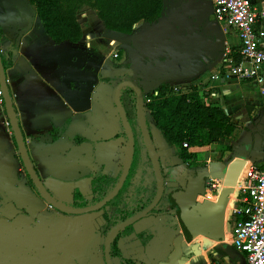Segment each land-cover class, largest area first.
<instances>
[{
  "label": "crops",
  "instance_id": "1",
  "mask_svg": "<svg viewBox=\"0 0 264 264\" xmlns=\"http://www.w3.org/2000/svg\"><path fill=\"white\" fill-rule=\"evenodd\" d=\"M163 3L161 21L142 30L136 26L135 38L108 33L100 22L86 18L83 23L78 19L82 40L56 45L31 0H0V56L1 60L12 56L11 66L4 70L11 103L38 177L64 205L78 209L74 207L75 196L90 197L94 179L106 177L104 191H108L123 172L128 146L113 110L114 88L110 85L119 80L136 79L144 99L166 82L184 94L195 87L203 94L204 103L220 106L234 122H259L261 130L241 134L244 144L240 139L221 140L218 146L231 147L232 152L215 162H230L234 149L242 148L251 154L247 165H264V159L257 155L264 153V84L240 79L224 61L226 56L232 60L236 54L241 56L237 32L216 21L210 0ZM253 3L264 10V0ZM256 27L264 31V19ZM160 58L163 64H159ZM170 58L173 60L168 63ZM137 74L146 79H137ZM262 76L264 80V68ZM152 132L157 146L173 157V175L183 185L191 176L210 170L212 165L200 172L180 165L176 150L154 125ZM211 147L189 152L198 155ZM204 160L209 158L205 156ZM216 193L207 200L214 202ZM123 197L90 214L49 211L30 184L6 106H0V264H106L107 228L109 221L116 219L107 217ZM151 198L144 196L138 203L142 205ZM230 202L223 212L227 228ZM188 219L200 223L194 213ZM230 220L234 225L232 216ZM166 222L164 216L141 220L134 226L139 230L138 237L134 236V227L122 231L118 240L121 254L139 264H153L158 254L165 256L174 236ZM147 229L153 236L149 241L142 237ZM211 242L218 244L207 241ZM183 252L181 264L194 261L188 258L191 251L186 240Z\"/></svg>",
  "mask_w": 264,
  "mask_h": 264
},
{
  "label": "trees",
  "instance_id": "2",
  "mask_svg": "<svg viewBox=\"0 0 264 264\" xmlns=\"http://www.w3.org/2000/svg\"><path fill=\"white\" fill-rule=\"evenodd\" d=\"M31 3L35 6L46 33L56 45L64 42L78 43L82 40L84 34L78 17L91 8L97 10L108 33H117L128 37L134 35L135 25L142 21L155 24L161 19L164 12L163 0H31ZM144 61L149 64L148 58L144 57ZM158 61L165 62L161 58ZM233 62L239 64L241 56L236 54ZM11 63V55L2 59L4 70H7ZM138 77L143 76L138 75ZM110 81L104 80L108 84ZM120 97L131 127L136 124L140 130L136 92L131 88H124L120 92ZM203 98V94L197 92L195 87L191 92L183 94L167 82L160 84L155 91L147 94L144 114L147 111L150 112L155 127L170 147L178 148L181 159L197 158V155L190 153L183 147V144L188 143L191 147H210L223 139L233 138L239 128L232 117L220 106L207 105ZM120 122L122 124L121 119ZM124 136L128 140L125 129ZM220 149L221 152L231 151V147L220 146ZM105 197L107 196L94 198L90 204L99 203ZM155 197L152 196L147 203L142 205L138 203V208L135 211L118 218L112 223L109 230L111 231L117 225L145 210L154 202ZM139 201L142 202V200ZM87 205L89 204L83 203L81 207ZM178 218L184 227L186 236H188L189 230L185 229L180 215ZM229 223L231 226L233 225L231 220ZM142 237L147 241L153 238L149 229L142 232ZM118 238L119 235L115 237L111 247L114 257L119 258L120 264H137L132 259L121 255L117 247ZM216 238L223 240L220 237Z\"/></svg>",
  "mask_w": 264,
  "mask_h": 264
},
{
  "label": "water",
  "instance_id": "3",
  "mask_svg": "<svg viewBox=\"0 0 264 264\" xmlns=\"http://www.w3.org/2000/svg\"><path fill=\"white\" fill-rule=\"evenodd\" d=\"M161 19L158 21L160 22ZM113 34V33H112ZM117 34V33H114ZM119 36H124L117 34ZM125 37V38H124ZM124 39L129 38L128 36H124ZM131 38H135V36H131ZM181 48H179L178 45V56H176V59L179 61L180 56H181ZM172 58L168 61V63L171 61ZM159 62V61H158ZM159 64H163L160 63ZM159 66V65H158ZM166 67V66H165ZM150 69V66H149ZM151 73V70L149 72V75ZM138 79H146V77H137ZM136 79H134L133 82H123L121 83L114 92V102L117 108V111L121 117V120L123 122L124 128L127 131V134L129 136V154H128V159L126 163V167L124 170V173L122 175V178L115 188V190L112 192L110 196L105 198L103 201H101L99 204L95 205L94 207L87 208V209H71L67 206L62 205L59 203L57 200L52 198L44 185L42 184L41 180L36 174V171L32 165V162L30 161V158L28 156V152L25 146V142L20 130V126L18 124L16 114L14 112L11 99H10V94H9V89L7 85V79H6V74L3 68L1 56H0V81L2 83V88L4 92V100H5V106L6 110L8 113V117L12 126V129L15 134L16 141L18 143L19 151L23 160V163L28 171V174L34 183L35 187L37 190L40 192L41 196L52 206L55 208L69 214H86L90 213L93 211H96L98 209H101L103 206H105L107 203L112 201L116 195L120 192L122 186L124 185L129 169L131 167V163L133 160L134 156V148H135V142H134V137L133 133L130 127V124L128 122L127 116L125 114L123 105L120 100V92L124 88H131L133 89L138 97V118H139V123L141 127V131L143 134V138L147 147V150L149 152L150 158L154 164L155 170H156V176H157V182H158V196L156 197L155 201L148 207L146 208L143 212H141L139 215L136 217L132 218L131 220L117 226L114 228L108 235L107 241H106V246H105V257H106V263L107 264H118L116 260L111 259L110 255V247H111V240L114 236H116L118 233L122 232L125 230L128 226H135L137 222L142 220L144 217H146L149 213H151L153 210L156 209L158 204L160 203L162 199V192H163V181H162V175L159 167V160L158 157L156 156L153 148V144L147 129V125L145 122V117H144V95L142 89L139 88L137 83L135 82ZM103 100V99H101ZM235 150V156L234 159L231 160L230 162H226L225 164H212L210 167V170L206 172H202L197 174L196 176L190 177L188 180V185L184 189H179L178 191L174 192L172 196L170 197V203L176 208H178L179 215L184 222L185 229L189 230V240H192L193 237L197 236L198 234H202L203 238L205 241L212 240L218 243H222L223 240L225 239V235L223 234V231H220L221 234H219V230L216 227V224L218 220L223 218V212L224 209L227 205L228 202H230V196L229 194H234L235 189L239 183L238 177L242 175V177L245 174L246 171V166L248 163V160L251 158L250 153H243V149L241 148L240 150L234 149ZM224 181L223 182V188L221 191V195L218 198L217 202H211L206 199H204L201 202L198 201V195H206L207 189L211 186L212 181ZM179 186L178 183H174L172 185H169L168 187H173L177 188ZM235 207V202H230V208ZM190 213H194L197 219L199 220V224H194L189 221L188 215ZM232 216V212L230 211L228 213V228L231 230V225L229 223V220ZM154 219L155 217H151ZM155 220V219H154ZM134 229V236L138 237L139 230L137 228ZM216 237H220L223 240H220ZM172 246L170 250L168 249L166 252L165 256H160L159 254L157 255V259L153 264H181V259L183 257V241L184 237L182 235H179L175 237L172 240ZM142 245L144 246L143 242ZM188 255H191V252H189ZM204 264H208L207 261H204Z\"/></svg>",
  "mask_w": 264,
  "mask_h": 264
},
{
  "label": "built area",
  "instance_id": "4",
  "mask_svg": "<svg viewBox=\"0 0 264 264\" xmlns=\"http://www.w3.org/2000/svg\"><path fill=\"white\" fill-rule=\"evenodd\" d=\"M210 1L216 21L227 30H235L240 40L241 62L235 64L226 56L224 61L228 68L240 79L253 80L263 86L264 31L256 26L264 19V10L256 7L253 0ZM4 104L0 81V106ZM183 147L188 151L203 148L191 147L188 143ZM246 168L232 196L235 202V207L230 208L234 218L232 244L245 255L247 264H264V165L248 164ZM220 189L217 181H212L204 199L212 200Z\"/></svg>",
  "mask_w": 264,
  "mask_h": 264
},
{
  "label": "flooded vegetation",
  "instance_id": "5",
  "mask_svg": "<svg viewBox=\"0 0 264 264\" xmlns=\"http://www.w3.org/2000/svg\"><path fill=\"white\" fill-rule=\"evenodd\" d=\"M133 81L134 80H132V79H130V81L119 80V81H116L114 85H112V82L110 81L111 82L110 85L114 88V92H115V89L121 83H123V82H133ZM103 82H104V80H103ZM104 83H106V82H104ZM106 84H108V83H106ZM115 86H116V88H115ZM113 97H114V95L112 96L113 110L116 113V115L118 117V120L120 122L121 117H120V115H119V113L117 111V108H116V105H115V102H114V98ZM120 100H121V97H120ZM146 100H147V97H146V99H144V108L146 106V104H145V101ZM121 103H122V100H121ZM122 105H123V103H122ZM4 106H5V104H4ZM123 108H124V106H123ZM124 111H125V109H124ZM125 114H126V111H125ZM119 117H120V119H119ZM144 117H145V122H146V125H147V129H148V132H149V135H150L152 144H153L154 152H155V154H156V156L158 157V160H159V167H160V171H161V175H162V181H163V192H162V199H161L160 203L158 204V206L156 207V209L153 210L151 213H149L142 220L149 219L151 217H155L154 219H157L159 216H164L167 219L166 224H167V227L169 229V232L172 235H174L173 236V239L175 237L179 236V235H182L184 237V241L185 240L187 241V240H189V237L186 236L184 227L179 222V218H178V215H179V211L180 210L178 208H176V206L170 204V197H168V196H172V194H174V192L178 191L179 189H184L185 187H187L188 181L185 183V185H183V183H181L180 181H177L176 180V178L173 175V171L176 168V166H174V164H173V157L170 154H168L167 152H165L166 149L165 150L162 149L164 147L157 146V141L158 140H156V138L154 137L153 132H152V125L155 126V124H154V121H153V119L151 117L150 112L147 111L146 114H144ZM138 120H139V118H138ZM128 122H129V120H128ZM120 124H121V122H120ZM122 124H123V122H122ZM122 124H121V126H122ZM129 124H130V122H129ZM139 125H140V123H139ZM123 127H124V125L122 126V129H123V137H124V139H125V141L127 143V146H128V154H129V136L127 134L128 140H126V138L124 136V129L125 128H123ZM130 127H131V125H130ZM131 130H132L133 137H134L135 148H134L133 160H132V163H131V167L129 169V173H128L127 179H126L124 185L122 186L120 192L116 195V197L112 201H110L109 203H107L101 209H98L96 211H93V212L101 211L102 209H104L107 206L111 205L114 201H116L117 199H119L121 196H124L123 199L121 200V203L118 204L115 207L112 215L111 216L109 215L107 217L108 220H110L111 218L115 217L116 218L115 221H116L121 216L126 215V214H129V213L135 211L138 208L137 205H138L139 200L143 199L144 196H156V197L158 196V182H157L156 170H155L154 164H153V162H152V160L150 158L149 152L147 150V147H146V144H145V141H144V138H143V134H142V131H141V127H140V130H139L138 127L136 126V124H134L131 127ZM125 132L127 133L126 129H125ZM77 139L81 140L80 138H77ZM79 140H77V141H79ZM172 148H174L176 150L177 157L180 160V165H186V167H188V168H193V166L191 165V161L189 159H181L180 158L178 148H176V147H172ZM243 153H247V151L243 149ZM127 159H128V156H127ZM125 167H126V164H125ZM125 167L123 169V172H122L119 180L108 191H104V188L106 187L107 182H108V179L106 177L104 178L102 176H99L96 179H94L93 182H92V193H91L90 197L75 196L74 207H78V210L79 209L91 208V207H94L95 205L99 204L101 201L104 200L103 199L99 203H96V204H90V202L94 198L101 197V196H107V197L110 196L112 194V192L115 190V188L117 187V185L119 184V182H120V180L122 178V175L124 173ZM24 170H25V172H26V174H27V176H28V178L30 180V184L33 186V188L41 196L40 192L37 190V188L35 187L34 183L32 182V180H31V178H30V176L28 174V171H27L25 165H24ZM196 175L197 174H195L193 176H196ZM193 176H191V177H193ZM223 182H222L221 189L218 192V195L215 197V201L214 202H217L219 196L221 195V191H222V188H223ZM174 183H178L179 186L177 188L168 187L169 185H172ZM207 195H208L207 193H206L205 196L204 195H198L199 197H198V201L197 202L203 201L204 198H206ZM50 196L52 198H54L51 194H50ZM107 197H105V198H107ZM156 197H155V199H156ZM41 198L47 203L48 210L49 211H54V210L56 211L57 210V211L63 212V211L55 208L51 204H49L42 196H41ZM164 202H166L165 203V206L163 207V209H161L160 207H162V205H163ZM59 203H61V202H59ZM83 203H88L89 205H87L86 207H81V205ZM62 205H64V204H62ZM64 206H67V205H64ZM67 207H69V206H67ZM69 208H71V207H69ZM71 209H75V208H71ZM157 209H160V210H157ZM93 212H90V213H93ZM90 213H86V214H90ZM156 213H158V214H156ZM67 214H69V213H67ZM139 214H137V215H139ZM136 216H134V217H136ZM131 219L132 218H130L129 220H131ZM129 220H127V221H129ZM115 221H112V222L109 221V226L107 228V237H108L109 233L114 228H116L117 226H119V225L127 222V221H125V222L117 225L116 227H114L110 231L109 228L111 227L112 223L115 222ZM131 228H133V226H128L123 231L130 230ZM120 233L117 234V235H119V237H120ZM116 236H114L112 238V240H111V247H112V244H113L114 239H115ZM118 240H119V238H118ZM106 241H107V239H106ZM184 241L182 243H184ZM194 243L191 244L192 245L191 246V255L193 257H191V255H188L189 260L192 259V258H196L198 264H204V261H207L208 264H212V262L213 263H217L218 262V260L220 258V255H219L218 252H216V250L212 249L209 252V254H208L207 258H206L202 254L201 249H199L198 247L196 248V244H194ZM111 247H110L111 259L112 260H116L117 259L118 261L117 260L116 261L118 262V264H120L119 258L118 257H114V255L112 253V248ZM117 247H118V241H117ZM171 248H173V246ZM182 249H183V247H182ZM183 256H184V253H183ZM127 258H129V257H127ZM133 261H135L137 264H139V262L137 260H133Z\"/></svg>",
  "mask_w": 264,
  "mask_h": 264
},
{
  "label": "rangeland",
  "instance_id": "6",
  "mask_svg": "<svg viewBox=\"0 0 264 264\" xmlns=\"http://www.w3.org/2000/svg\"><path fill=\"white\" fill-rule=\"evenodd\" d=\"M87 13H89V15H87ZM86 18H92L93 20H96V22H100V24L103 25L101 19L99 18L98 12L96 9L91 8L89 11H87L86 13L80 15L78 17V19L83 23L86 21ZM78 20V21H79ZM147 24H150L148 22H140L136 26L138 27V30H142L144 28H148ZM134 28V30H135ZM235 122H237L238 124V130L236 131V136H233V141L236 142L237 140L240 139V143L244 144L245 139L244 137H242L241 134L243 133H248V132H252L254 134V132H258L259 130V122H245L243 120H236ZM264 126V125H263ZM238 142V141H237ZM221 146V145H220ZM220 146H218V144H214L210 149H206L205 151H202L200 153H198V157L194 158V159H189L191 161V165L193 166V168H195V170L197 172H200L202 170L207 169L210 165L212 164H217L218 159H220V157L222 158L223 155H225L226 153H231L232 151H228V152H221ZM232 149V148H231ZM216 153H220V154H216ZM258 158L262 157L264 159V153H257ZM205 156H207L209 158V160H204ZM242 177L239 176L237 180H241ZM222 182L223 181H218L217 185H219V188H221L222 186ZM216 195H218V191L216 193ZM228 196H230L229 198L231 199V196H233V194H229ZM229 199V200H230ZM233 202V201H231ZM216 227L218 228L219 231H223L226 233V242H223L221 244H215V243H207V241L204 240L202 234H198L197 236L193 237L192 242L190 240H187V245L190 248L191 251V244L194 243L196 244V248L198 247L199 249H201L202 254L204 256H208L209 252L214 249L216 250V252L219 253L220 258L218 260L217 263H213L212 264H246L245 262V256L243 254H241V252L237 251L235 249V247L232 244L233 241V234L230 230V228H227L225 226V220L223 218H221L220 220H218ZM191 257H193L191 255ZM190 257V258H191ZM194 261L190 262V264L194 263V264H198L196 258H192ZM228 259L232 262L229 263Z\"/></svg>",
  "mask_w": 264,
  "mask_h": 264
},
{
  "label": "bare ground",
  "instance_id": "7",
  "mask_svg": "<svg viewBox=\"0 0 264 264\" xmlns=\"http://www.w3.org/2000/svg\"><path fill=\"white\" fill-rule=\"evenodd\" d=\"M241 177H242V175H241ZM236 190V189H235Z\"/></svg>",
  "mask_w": 264,
  "mask_h": 264
}]
</instances>
